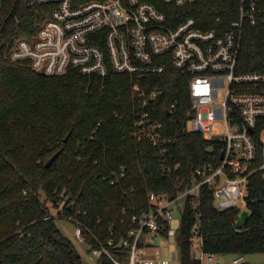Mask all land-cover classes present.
<instances>
[{"label": "trees", "instance_id": "1", "mask_svg": "<svg viewBox=\"0 0 264 264\" xmlns=\"http://www.w3.org/2000/svg\"><path fill=\"white\" fill-rule=\"evenodd\" d=\"M0 8V264H80L73 245L57 219L75 217L87 230L86 242L112 238L109 250L131 227L130 214L148 209V192L174 194L190 172L207 159L210 141L184 131L188 98L184 75L169 65L160 75L136 79L109 72L102 80L69 69L47 76L25 62L9 60V50L21 38L32 37L49 16L51 5L30 0H1ZM264 6V0H258ZM236 0H195L183 10L202 29L227 30L236 16ZM235 71L264 72V24L242 26ZM159 96L149 111L171 141L168 166H160L155 150L131 136L135 99L133 84ZM175 102L174 109H165ZM262 126H257L254 133ZM66 138V141L64 139ZM254 165L260 164L256 137ZM58 155L52 164L46 161ZM122 168L123 177L109 185L107 175ZM251 173L243 198L247 219L234 227L237 208L217 210L210 189L201 186L197 198L182 200L178 221V264H199L188 254L192 236L203 253L238 255L264 252V181ZM180 181L184 183H180ZM60 205V209H57ZM55 209L56 216L43 219ZM123 210V212H121ZM161 235L166 236L162 231ZM95 264H113L106 256Z\"/></svg>", "mask_w": 264, "mask_h": 264}, {"label": "built area", "instance_id": "2", "mask_svg": "<svg viewBox=\"0 0 264 264\" xmlns=\"http://www.w3.org/2000/svg\"><path fill=\"white\" fill-rule=\"evenodd\" d=\"M194 1L30 0L29 5H51L52 10L32 37L18 39L9 50V60L25 62L47 76L74 69L86 78L102 80L111 72L142 79L164 73L166 65L184 75L188 98L184 131L210 141L205 148L207 159L190 172L186 184L180 181L182 190L147 193L148 209L130 214L131 227L116 243L123 254L109 250L111 237L88 243V232L75 217L62 218L71 224L75 240L84 243L95 258L104 255L113 264H172L174 254L163 259L153 247L148 255L144 242L162 231L169 234L176 203L185 196L194 202L198 189L205 186L215 209L240 210L237 203L243 209L246 178L264 171V72L235 71L242 26L264 24V6L258 0H236V16L223 31L202 29L192 16L183 14ZM131 90L135 99L131 136L155 150L163 169L176 171L178 163L168 166L171 140L148 109L158 92L136 83ZM174 107L171 102L164 111L169 114ZM257 126L262 127L255 134ZM255 137L260 149L258 166L254 165ZM123 171L110 172L108 184H116ZM55 216L53 209L43 219ZM205 254L208 259L214 255ZM240 259L236 256L233 262Z\"/></svg>", "mask_w": 264, "mask_h": 264}, {"label": "rangeland", "instance_id": "3", "mask_svg": "<svg viewBox=\"0 0 264 264\" xmlns=\"http://www.w3.org/2000/svg\"><path fill=\"white\" fill-rule=\"evenodd\" d=\"M218 97H219V91ZM262 179L264 181V171L262 174ZM237 207L240 209L241 204L237 203ZM182 206V200L180 199L172 212V219L175 221H179L180 217V210ZM51 211L53 212V209L51 208ZM56 224L62 234L66 236L68 241L73 245L74 249L76 250L77 254L79 255L80 264H95V257L87 250L86 245L81 242H77L72 235V226L69 222H67L64 219H57ZM171 225V224H170ZM171 227V226H170ZM178 226H175V228L170 229L171 233L169 235L165 236H155L152 238V243L160 249V255H170V251H168L170 246H173L174 248V258L172 259V264H178L179 262V248H178V233H177ZM191 244L188 248V254L191 257H197L200 259V264H264V252H249L242 255V260L238 263L233 262V257L237 256L238 254L232 253V252H226L223 255H221V261L217 262L216 254L215 256L208 259L206 257V254L201 252L199 248V239L198 237H192L191 238ZM163 257V256H162Z\"/></svg>", "mask_w": 264, "mask_h": 264}, {"label": "water", "instance_id": "4", "mask_svg": "<svg viewBox=\"0 0 264 264\" xmlns=\"http://www.w3.org/2000/svg\"><path fill=\"white\" fill-rule=\"evenodd\" d=\"M160 93H157V96H159ZM165 115H168V112L165 111ZM218 138H213V140H216ZM64 141H66V138L64 139ZM58 155V152L54 153L45 163V167H48L52 164L53 160L56 158V156ZM247 210L245 208L243 209H240L237 213H236V216H235V219H234V227L236 229H240L243 227L246 219H247ZM219 255H217V261H219Z\"/></svg>", "mask_w": 264, "mask_h": 264}, {"label": "crops", "instance_id": "5", "mask_svg": "<svg viewBox=\"0 0 264 264\" xmlns=\"http://www.w3.org/2000/svg\"><path fill=\"white\" fill-rule=\"evenodd\" d=\"M170 229H172V228H175V226H178V222L177 221H175V220H173L172 219V221L170 222ZM169 234L171 233V230L168 232ZM168 234V235H169ZM155 236H158V235H152V236H149L147 239H146V241L144 242V245H145V248H146V250H147V254L149 255V254H151V252H150V250H151V248H153V247H156V245L155 244H153L152 243V238H154ZM159 236H164V235H159ZM166 237V236H165ZM157 249H158V247H156ZM170 248H173V246H170L169 247V249H168V251H170ZM174 249V248H173ZM159 250V253H160V249H158ZM172 254H174V251H170V255H167V256H164V255H159V257L160 258H163V259H166V258H169V256H171ZM204 254V253H203ZM215 255H213V257H214ZM237 256H241V259L238 261V262H240L241 260H242V255H237ZM236 257V256H235ZM195 258H197V257H195ZM219 261H217V262H220L221 261V256H219ZM234 258V257H233ZM199 259V258H198ZM216 259H217V255H216ZM238 262H236V263H238ZM172 263V262H171ZM199 264H200V259H199Z\"/></svg>", "mask_w": 264, "mask_h": 264}]
</instances>
